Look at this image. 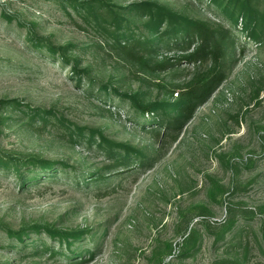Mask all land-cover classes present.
<instances>
[{"label": "rangeland", "instance_id": "374dc122", "mask_svg": "<svg viewBox=\"0 0 264 264\" xmlns=\"http://www.w3.org/2000/svg\"><path fill=\"white\" fill-rule=\"evenodd\" d=\"M141 1L0 0V157L69 168L21 188L0 171V264H264V49L206 3L148 0L206 23L226 74L189 118H173L177 109L168 127L156 126L159 116L139 115L129 99L99 87L137 93L141 104L175 102L190 89L201 94L215 66L179 59L194 42L187 51L162 45L138 62L91 22L97 14L109 26L112 4L127 19L123 28L146 34L145 17L129 9ZM27 34L43 46L70 44V61L43 56ZM74 64L86 69L79 82ZM77 129L148 159L122 164L123 150L83 143ZM33 225L84 233L70 250L43 231L15 246L6 232Z\"/></svg>", "mask_w": 264, "mask_h": 264}, {"label": "trees", "instance_id": "16d2710c", "mask_svg": "<svg viewBox=\"0 0 264 264\" xmlns=\"http://www.w3.org/2000/svg\"><path fill=\"white\" fill-rule=\"evenodd\" d=\"M197 1L206 3L210 7L214 8L217 12H219L222 19L229 22L231 27L240 25L238 28L239 31L243 32L246 38L251 39V43H254L258 49H264V0ZM261 3L263 6L262 8ZM85 4L86 3L80 4L74 2L72 6H74L75 9H78L77 6L84 8ZM90 8V6H87L85 9L89 10ZM108 8V10L113 14L112 21L109 26H104L99 20V15L97 14H92L93 19L91 22L94 27L100 31L103 29H107V31H109L107 40L119 52H123L133 60L136 59L138 62L143 63L146 60L144 58L145 54L156 53L158 51L157 49L162 45H175L176 47L187 51L190 44L194 42L196 44L194 45L192 52L187 56L180 57L179 59L183 58L191 63L211 59L215 66V76H213L204 88H202L201 94L195 93L194 89H190L186 93L182 94L179 100L169 103L165 101H155L147 104H141L140 101H138L137 93H120L116 87L110 88L109 85L100 86V91H104L108 96L113 94L116 97L115 99L119 101H125L126 98L129 99L131 104L135 107L136 113L139 115L141 114L143 116L144 114H151L153 118L159 116L161 120L154 121L156 126L164 125V127H168L173 118H189L197 104L205 100L215 84L219 82V80L225 78L226 75L221 66L223 59H221V56L219 55L220 51L218 50L215 52L213 48L210 47L209 41L206 39V23L189 19L183 14L176 13L167 6L159 4L155 1L146 0L134 3L129 8L146 19L143 23L146 34L140 33L135 36V34L132 35L125 28H123L124 23L127 21L124 15L116 13L112 8V4H108ZM228 32H230L229 29ZM26 38H28L32 44L30 45L31 48L34 50L38 49L43 56L52 57L58 62L70 61V59L63 54L65 53L66 48L71 47L70 44L66 46H54L48 42L46 46H43L41 42L35 39L32 34H27ZM40 48L43 50L40 51ZM59 50L61 51L58 52ZM70 68L72 69V73H75V76L73 77H75L77 82H79L84 75H87L86 69L79 68L76 64L70 66ZM84 79L87 81L88 87H92L93 82H91V79ZM166 103L168 104L166 105ZM177 109H180V112H178V114L173 118H170L169 115L171 113L169 112L172 111V113H174ZM174 126L177 127L178 125L174 124L173 127ZM76 139H79L88 145L94 144L101 151L107 153L109 151L113 152L115 148L123 150V155L120 156V163L122 164H126L130 161V159L136 158L139 161V164L143 165L145 164L144 161L148 159V156L144 155L143 151L128 146L127 144L125 145L123 143L112 142L101 133H97L96 130H91L84 134L81 129H77ZM56 170L64 173L69 171V168L66 163L54 162L45 159L28 157L14 158L12 163L4 161L3 158L0 157V171L10 174L11 176L14 175L18 179L17 184L19 188L34 185L43 176L46 179L52 178L55 175ZM41 231L45 232V234L51 239L58 240L60 247L65 246L70 250H72L71 243L79 240L84 233V231L63 233L54 229L40 227L38 225H33L31 227L15 231L6 229L7 235L15 240V246L19 243H24V239L27 237L29 232L41 233ZM58 251L63 253V250ZM50 253H54L52 246L50 248Z\"/></svg>", "mask_w": 264, "mask_h": 264}]
</instances>
